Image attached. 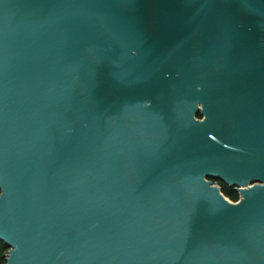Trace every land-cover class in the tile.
I'll use <instances>...</instances> for the list:
<instances>
[{"label": "water", "instance_id": "obj_1", "mask_svg": "<svg viewBox=\"0 0 264 264\" xmlns=\"http://www.w3.org/2000/svg\"><path fill=\"white\" fill-rule=\"evenodd\" d=\"M0 191L6 264H264V0H0Z\"/></svg>", "mask_w": 264, "mask_h": 264}, {"label": "trees", "instance_id": "obj_2", "mask_svg": "<svg viewBox=\"0 0 264 264\" xmlns=\"http://www.w3.org/2000/svg\"><path fill=\"white\" fill-rule=\"evenodd\" d=\"M200 117V115H198ZM223 194L231 199L232 201H237L239 199V194L228 187H221ZM1 192V191H0ZM9 247L0 240V264H6V254L8 253Z\"/></svg>", "mask_w": 264, "mask_h": 264}, {"label": "flooded vegetation", "instance_id": "obj_3", "mask_svg": "<svg viewBox=\"0 0 264 264\" xmlns=\"http://www.w3.org/2000/svg\"><path fill=\"white\" fill-rule=\"evenodd\" d=\"M214 183L218 184V186L221 187H228V188H232L234 189L238 194H239V198H240V193L238 192V187L237 186H229L228 184H226L225 182H223L220 179H212Z\"/></svg>", "mask_w": 264, "mask_h": 264}, {"label": "built area", "instance_id": "obj_4", "mask_svg": "<svg viewBox=\"0 0 264 264\" xmlns=\"http://www.w3.org/2000/svg\"><path fill=\"white\" fill-rule=\"evenodd\" d=\"M217 185H218V184H217ZM238 200H239V199H238ZM238 200H237V201H238ZM231 201H232V200H231ZM234 202H236V201H234Z\"/></svg>", "mask_w": 264, "mask_h": 264}, {"label": "rangeland", "instance_id": "obj_5", "mask_svg": "<svg viewBox=\"0 0 264 264\" xmlns=\"http://www.w3.org/2000/svg\"><path fill=\"white\" fill-rule=\"evenodd\" d=\"M231 200V199H230Z\"/></svg>", "mask_w": 264, "mask_h": 264}]
</instances>
